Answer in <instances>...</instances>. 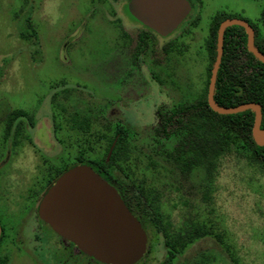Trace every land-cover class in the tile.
I'll return each instance as SVG.
<instances>
[{"label": "rangeland", "instance_id": "rangeland-1", "mask_svg": "<svg viewBox=\"0 0 264 264\" xmlns=\"http://www.w3.org/2000/svg\"><path fill=\"white\" fill-rule=\"evenodd\" d=\"M188 2L191 13L175 31L150 33L143 45L145 29L126 0H0V164H35L39 153L59 151L73 163L83 148L95 157L106 143L96 142L97 133L113 137L117 120L127 121L134 183L162 191L160 209L173 227L195 218L209 226L210 234L179 249L172 264H264V170L235 151L222 158L208 180L210 206L202 173L184 179L154 154L147 136L158 109L203 94L212 18L255 25L264 8V0ZM28 18L37 45L21 36ZM83 118L85 131L70 127ZM170 196L187 205L172 207ZM167 254L160 236L143 264H162Z\"/></svg>", "mask_w": 264, "mask_h": 264}, {"label": "trees", "instance_id": "trees-1", "mask_svg": "<svg viewBox=\"0 0 264 264\" xmlns=\"http://www.w3.org/2000/svg\"><path fill=\"white\" fill-rule=\"evenodd\" d=\"M228 18L216 15L211 21L206 43L209 65L203 94L193 100L177 102L170 107L158 109V121L147 135L153 143L154 154L161 156L163 161L172 166L184 179L196 172L202 173L200 183L208 186L202 194V199L210 206L214 200L215 190L208 185L210 183L208 180L222 158L230 156L235 151L239 156H243L250 166L264 170V145L258 146L252 139L254 113L247 110L232 115H220L213 112L207 103L209 78L216 55L217 30L219 24ZM251 26L254 29V45L264 55V36L260 29V26L264 28V8L259 24ZM143 27L148 32H142L139 39L146 45L149 34H156ZM24 29L25 33H21V36L34 38V44L37 45V33L31 26L29 18L24 21ZM214 101L223 107H236L251 102L259 104L262 112L260 127L264 128V63L258 61L248 51L247 36L242 27L232 26L225 30ZM87 124V119L83 118L73 121L70 127L85 131ZM130 131L129 122L117 120L113 137H108L101 131L95 136L96 142L101 140L106 142L102 153L98 152L95 157H86L83 148L76 155L75 162H67L68 165L64 169L75 165H87L104 180L115 181L116 187L123 190V194L129 199V211L140 222L147 236V252L136 264H143L151 255L160 236L168 251L167 259L162 264H172L179 249L210 234L209 226L195 218L173 227L172 223L166 221V216L160 209L162 191L153 186L134 183L135 175L127 169V163L130 161L127 147ZM114 141L112 152L107 158ZM149 166L155 168L157 165L151 163ZM168 201L174 208L187 205L185 201H179V205L171 196ZM230 263L234 264L235 259L231 258Z\"/></svg>", "mask_w": 264, "mask_h": 264}, {"label": "water", "instance_id": "water-1", "mask_svg": "<svg viewBox=\"0 0 264 264\" xmlns=\"http://www.w3.org/2000/svg\"><path fill=\"white\" fill-rule=\"evenodd\" d=\"M128 12L157 35H170L191 11L188 0H129ZM242 27L247 36L248 51L261 63L264 55L254 45V29L245 20L228 18L217 30L216 55L212 64L207 103L220 115L250 110L254 113L252 139L264 145L262 112L251 102L223 107L214 101L218 69L223 54L224 33L228 27ZM115 141L112 143L109 158ZM39 215L66 240L83 253L104 264H135L146 252L147 236L140 222L125 206L116 190L90 166L76 165L62 173L48 189L39 204Z\"/></svg>", "mask_w": 264, "mask_h": 264}, {"label": "flooded vegetation", "instance_id": "flooded-vegetation-1", "mask_svg": "<svg viewBox=\"0 0 264 264\" xmlns=\"http://www.w3.org/2000/svg\"><path fill=\"white\" fill-rule=\"evenodd\" d=\"M67 162L66 154L59 151L39 153L35 164H0V264H104L57 234L39 215V204L48 189L73 167L64 169ZM107 183L129 209L123 190L115 181Z\"/></svg>", "mask_w": 264, "mask_h": 264}]
</instances>
